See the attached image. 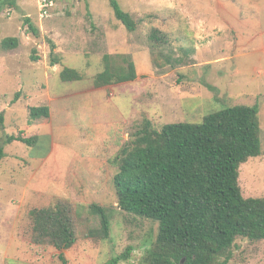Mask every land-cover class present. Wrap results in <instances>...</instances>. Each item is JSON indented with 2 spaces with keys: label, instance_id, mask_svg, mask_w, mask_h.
I'll list each match as a JSON object with an SVG mask.
<instances>
[{
  "label": "rangeland",
  "instance_id": "1",
  "mask_svg": "<svg viewBox=\"0 0 264 264\" xmlns=\"http://www.w3.org/2000/svg\"><path fill=\"white\" fill-rule=\"evenodd\" d=\"M116 1L137 23L134 32L111 0H55L50 17L40 0L0 8V264H61L58 250L32 242L30 217L60 201L72 207L78 238L64 251L69 264H106L128 248L130 259L119 264H142L158 224L118 207L114 178L116 158L146 118L161 130L257 106L263 152L241 165L239 183L245 198H264V0ZM8 37L19 46L3 48ZM129 62L134 81L96 85L110 66ZM64 67L83 79L62 81ZM34 107H49L50 116L32 118ZM12 136L32 141L8 143ZM93 204L109 215L107 238L90 235L101 230ZM229 264H264V241L238 240Z\"/></svg>",
  "mask_w": 264,
  "mask_h": 264
},
{
  "label": "trees",
  "instance_id": "2",
  "mask_svg": "<svg viewBox=\"0 0 264 264\" xmlns=\"http://www.w3.org/2000/svg\"><path fill=\"white\" fill-rule=\"evenodd\" d=\"M55 1V0H52ZM18 0H0V8H17ZM114 15L130 32L137 29L132 15L111 0ZM31 31L37 29L25 20ZM156 30L151 38L161 43ZM19 39L8 37L2 46L11 50ZM38 62L39 57L33 56ZM51 64H61L54 51ZM97 77L96 85L132 82L137 78L133 63L128 69L112 67ZM64 82L81 81L83 75L64 67ZM49 107H34V119L49 117ZM132 139L116 158L114 184L118 207L134 217L158 224V234L143 256L142 264H229L238 240L264 241V198H245L239 170L250 158L262 155L261 126L257 106L238 105L211 113L201 124L176 123L157 130L144 119ZM28 142L22 136L11 142ZM6 153L0 147V163ZM101 230L92 236L109 237L110 218L106 209L91 205ZM32 242L54 247L61 264H69L64 251L77 242L73 210L68 202L36 208L30 212ZM131 248L106 264L129 260Z\"/></svg>",
  "mask_w": 264,
  "mask_h": 264
},
{
  "label": "built area",
  "instance_id": "3",
  "mask_svg": "<svg viewBox=\"0 0 264 264\" xmlns=\"http://www.w3.org/2000/svg\"><path fill=\"white\" fill-rule=\"evenodd\" d=\"M41 9L40 13L42 16L50 17L51 15V9L55 6L54 1L52 0H40Z\"/></svg>",
  "mask_w": 264,
  "mask_h": 264
}]
</instances>
